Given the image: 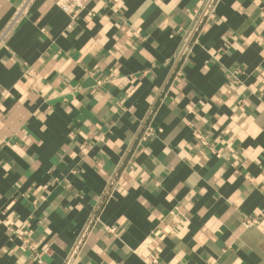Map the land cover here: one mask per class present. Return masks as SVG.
<instances>
[{"label":"crops","instance_id":"obj_1","mask_svg":"<svg viewBox=\"0 0 264 264\" xmlns=\"http://www.w3.org/2000/svg\"><path fill=\"white\" fill-rule=\"evenodd\" d=\"M205 2L25 7L0 45V264L80 239L70 264H264V0Z\"/></svg>","mask_w":264,"mask_h":264},{"label":"built area","instance_id":"obj_2","mask_svg":"<svg viewBox=\"0 0 264 264\" xmlns=\"http://www.w3.org/2000/svg\"><path fill=\"white\" fill-rule=\"evenodd\" d=\"M33 0H25V3L22 7L19 8V10L16 13V16L13 20V22L10 24V26L0 35V45L2 44L3 40L7 37V35L9 34V32L11 31V28L13 27V25L17 22V20L21 17V15L23 14L25 7L31 3ZM57 6L60 7V9H62L65 13H67L72 19L76 18L79 13L85 8L86 4L88 2L91 1H95V0H52ZM216 0H206L203 9H202V17L205 20H209L212 18L213 15V11H214V4H215ZM198 137H200V135H198ZM82 242V240L80 239L74 249V251L72 252V254L70 255V257L67 259L66 264H70L74 254L76 252V249L78 248L79 244Z\"/></svg>","mask_w":264,"mask_h":264}]
</instances>
